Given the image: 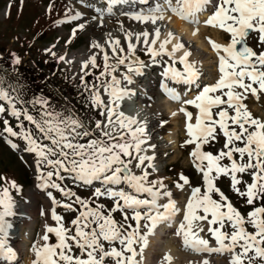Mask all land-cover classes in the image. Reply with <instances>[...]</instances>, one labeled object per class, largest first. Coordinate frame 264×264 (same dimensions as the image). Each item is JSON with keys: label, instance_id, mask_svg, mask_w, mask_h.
Segmentation results:
<instances>
[{"label": "snow or ice", "instance_id": "1", "mask_svg": "<svg viewBox=\"0 0 264 264\" xmlns=\"http://www.w3.org/2000/svg\"><path fill=\"white\" fill-rule=\"evenodd\" d=\"M124 2L105 0L104 7L96 9L100 26H103L104 16L112 15L114 6ZM208 11L211 14L203 23L229 34L230 42L222 45L209 38L208 42L218 59V78L201 89L197 84L200 76L197 62L189 59L192 52L172 30L164 32L157 25L165 20V13H171L193 25L192 35L195 36L199 31L196 26L201 23L200 15ZM131 18L150 22L155 27L152 32L136 34V43L132 42L133 34L126 33L127 56H131L137 44L142 43L153 63L158 57H167V60H161L167 65L161 73L163 77L179 84L197 85L198 94L183 101L198 110L195 122H192V113L185 108L181 107L180 112L186 117L188 139L184 143L194 145L190 156L201 173L203 193L200 187L191 189L177 223V214L181 209L177 207L173 194L162 191L165 189L162 182L149 179L150 173L146 169L153 167V158L142 154L145 151L142 146L146 143L145 127L121 110V102L130 95V90L121 87V80L112 75L116 67L109 64L107 52L103 56V71L96 77L100 81L98 85L89 87L84 76L80 77L90 93L91 107L98 109L104 117L103 121L96 120L94 125L85 124L70 110H56L43 97L30 102L36 108V115H33L26 108H17L14 98L0 88V102H7V107L0 104V113L7 111L15 117L20 129L14 131L4 120L3 131L25 141L24 150L35 155L36 187L45 190L52 200L51 219L57 225L46 226L41 237L42 244H32L34 259L31 264H105L106 258H111L113 264H142L148 238L161 225L173 229V235L179 238L183 250L220 255L227 253L228 264H245V260L252 264L257 258L264 261V204L255 206L257 200L264 201V121L254 118L244 103L249 94L257 98L264 94V51L257 52L247 45V38L256 33L260 45L264 46V0H163L147 12L134 14ZM70 19L79 20L80 13ZM83 29L85 23L81 22L73 29L72 35ZM107 43L117 65H125L127 57L119 55L124 52L120 40L110 38ZM92 47L103 51L99 43L93 42ZM181 50L182 55L177 57ZM59 59L64 60V57ZM177 62L182 65V71L175 67ZM14 63H21L19 57L14 58ZM89 65L93 68L98 66L95 56L82 63V71ZM126 66L127 73L139 74L141 68L147 65L137 59L128 61ZM89 74L84 72V75ZM129 74L123 75V80L131 84ZM106 76H111V79L101 81V77ZM101 88L108 97L107 101L101 98ZM161 88L170 99L180 100L175 89L165 83H161ZM24 121L33 128H26ZM221 136L224 139L223 149L217 154L202 150L204 144ZM6 142L13 149L17 148L11 140ZM237 155L239 161L235 158ZM225 158L229 165L220 163ZM134 169H140L139 174ZM245 172L251 177L250 183L238 178L237 174ZM221 176L230 177L232 190L246 197V203L253 206L247 213V220L215 186V180ZM66 177L84 186L99 182L102 187H97L92 196H103L113 201L107 214L103 205L91 207L88 200L57 182H63ZM179 179L183 183H177V188L182 189L189 184L187 177L181 175ZM242 183L244 190L238 187ZM10 187L17 188V185L12 182ZM48 189H55L68 198L75 197V200L60 205ZM213 193L219 196V200L213 199ZM162 198H167V202L161 203ZM14 203L9 188L0 189V233L4 235H7L5 227H10L5 218L14 215ZM73 204L79 205V209L73 208ZM58 205L69 211H78V215L70 221L74 234H69L71 229L64 226L63 218L56 213L55 206ZM117 211L123 214L121 222L112 216ZM199 222H206L207 228L200 227ZM226 222L232 229L230 233L223 230ZM245 223L250 224L254 231L248 232ZM205 230L214 241V246L200 234ZM49 233L55 235V244L48 243ZM102 241L110 245L118 242L119 248L112 246L106 250ZM73 246L80 255L74 254ZM14 255L4 239L0 238V256L12 258ZM172 260L173 257L165 253L159 264H172ZM200 264H210V261L203 259Z\"/></svg>", "mask_w": 264, "mask_h": 264}, {"label": "rangeland", "instance_id": "2", "mask_svg": "<svg viewBox=\"0 0 264 264\" xmlns=\"http://www.w3.org/2000/svg\"><path fill=\"white\" fill-rule=\"evenodd\" d=\"M87 2L90 3L79 4L82 5L85 9L88 8V13H90L91 11H94L93 9L95 5L92 0H88ZM72 4H74V1L72 0H70V2L69 0H0V60L3 61L0 64L5 65L4 67H0V86L3 88L6 87L5 89L8 90V92H11L19 100V102L21 103V106L19 108H26V104L29 103V99H27L29 95L36 94L35 98L43 97L48 99L50 104L56 110H70L76 116L81 118L85 124L94 125V122L96 120L103 121L104 117L99 114L98 109L91 107V102L89 99L90 93H88L89 91L85 89L80 77L84 76V81L89 85V87L94 84L98 85L100 81H97L96 77L100 75L101 71H103L104 53L102 51H98L99 55L96 56V64L98 65L97 67L93 68L91 67V65H89V67L87 69H84L81 73H79V75L72 72L70 67L66 64L65 59L72 53H76L78 51L96 53L98 49L92 47L93 42L96 43L97 41H100L107 33V31L109 30L108 28L110 26L109 24L111 23V19H117L121 16H105L103 18V26H100L99 16L97 15L98 13H95L96 15L93 13H87L84 16H80L79 20H72L70 19V17L77 13L74 10ZM88 4H90L91 6L89 5L87 7ZM97 8L98 7H96V9ZM137 13L141 12L139 11ZM129 16V14L127 16L125 15V19H123L125 23L124 28L127 27L129 30H139L141 27L138 26V22L129 18ZM93 17H97V19L94 20ZM81 22L85 23V29L77 30L76 35L73 36V29H76L77 25ZM158 23L162 26L164 25L163 27L167 26L165 21H160ZM168 30H172L173 32L175 31L171 26H168ZM174 33L176 34V31ZM217 33L219 39H221V41L225 45L230 42L229 34H224V32L220 29H218ZM204 35L206 36V44H208L209 49L212 50L211 45L208 42L209 38H211L212 40L213 37L211 26H206ZM179 37L188 43L190 49H192L193 46L197 45L193 40H185V38H183L181 34L179 35ZM247 44L257 52L264 51V46L260 45L258 41V34L256 33H252V35L247 38ZM144 47L145 46L140 43L137 47V54L139 56V61H142L145 65L149 66L150 64H152V59L150 55L146 53ZM108 55L109 64L116 67V71L113 72L112 75L116 76L117 79H120L121 82H123L124 80L122 70L126 65H117L116 57L112 54V49L108 51ZM119 55L127 56V52L124 50V52L119 53ZM61 56L64 57V60L59 59V57ZM15 57H19L21 61L20 64L17 65L14 63ZM157 60L159 61L160 59L158 58ZM194 61L197 62L198 67L201 64L202 68L198 84L200 88L202 89L204 85L214 83L216 80V76H218L217 56L214 59L208 58L207 60H201L202 62L197 61V59H194ZM179 66L183 68L182 65ZM152 68L153 66H151L150 69ZM85 71L90 74L84 75ZM155 71L156 73H153V71L152 74L157 75L158 71L160 72V68ZM110 79L111 76L101 77V81ZM146 80L148 82L152 81L151 78H146V76H143L140 81L141 85L144 84ZM142 87L143 90L144 88H147L143 85ZM187 89L177 88L176 90L178 92L181 91L180 94L182 95L183 92L188 91ZM31 90L32 92L30 93L29 91ZM151 90H153L152 87ZM193 91H195V93L192 91H190L192 93L185 92V95L181 98L182 100H179L178 102L175 100L174 103H176L177 106H180L181 104H183V99L188 95H197V86L193 89ZM87 93L88 96H86ZM101 98L105 101H107L108 99L107 95L103 93L102 88ZM244 103L247 105L248 110L251 112L254 118L264 121V94H260L258 98L249 94ZM0 104L6 106L4 102H0ZM127 105L133 106V104H131V102H129L128 100L125 103L121 102V109ZM32 108V105L29 103V108L26 109L30 112ZM197 113V110L195 112V115L194 112L192 113V116H194L192 122L195 121V116L197 115ZM180 116L181 117L179 118V121L186 120L184 114H181ZM165 117L166 119L163 120L164 117H162L160 121H158L159 118L157 120H152V124L155 125L156 128L159 127L161 129L160 133L162 131L165 132V128L167 126H170L172 123L169 114ZM4 120H7L9 122V125L12 126L16 118L11 115L9 116V113L7 111L4 113H0V189L8 187L9 194L12 196L15 202L13 208L14 215L11 217V221L15 220L14 217L17 214L24 212L22 210V207L20 208V206H23V204H25V206L33 204L35 206L34 212H37V214L33 216L35 220L30 221H35L34 224L31 225V227L24 226L18 231L20 234L22 233L20 237H24L23 241H25V244H20L19 252L16 254V256L19 255V257H17L15 263L22 264L27 255H30L31 259H34V255L33 253H31V246L33 243L38 244V238H40L41 240L42 235L45 233L46 227L43 226V222L47 217V210H51L52 207L47 206L48 204H46L45 202L44 194H42L41 196V194L39 193L41 189L37 187L34 189L32 188L33 183H38V181L36 180L37 173L35 170V155L23 150V147H26V143L18 137H11L7 134V136L11 138V141L17 145L16 149H13L6 142L8 138L6 137V133L3 131ZM145 126V131H147L145 136L146 140H148L153 132V128H151V126L149 127L148 124H146ZM160 133L158 132L157 135V139H160V142L152 145L153 149H149L153 152L156 151L155 157L157 158L159 157V155L161 156L164 150L163 148L165 146V143V148L171 147L172 145L173 147H171L170 149L169 156L166 158L163 157L161 159L162 162L160 164V167H158V173L161 174V180L157 178L156 175L158 173L156 170H153V172L151 173L149 172V179L162 182L165 185V189H162V191L167 190L173 194V199L176 201L177 207L179 206L178 208L181 209V212L178 213V217H181L182 208L186 204V201L182 200L181 196H179L181 190H190L192 189L190 187L196 186L201 188L202 194L204 185L202 182L201 173L198 172L195 168L193 164V158L190 156V152L193 150L194 145H186L184 143L185 140L188 139V137L183 125L177 127L175 131L176 142L173 144L169 143L168 141L163 142L161 136L159 135ZM156 134L157 133L155 132L154 135ZM223 144L224 139L221 136L218 137L216 141L204 144L202 146V150L204 152H210L215 155L221 149H223ZM18 153H21L20 157ZM235 158L237 159V161H239L238 155ZM220 163L222 165H229L230 162L225 158L222 159ZM134 170L136 171L140 169ZM181 175L187 177V179L189 180V184L184 185L182 189H179L176 187V184L183 183V181L179 179ZM237 175L238 178L242 181L248 183L251 182V177L248 172ZM12 182L17 185V188L10 187V184ZM57 182L66 185V187L70 188L72 192H75L76 195H78L82 199L88 200L91 207H96V205L98 204L103 205L105 214H107L108 209L112 207V200H109L103 196L99 198L92 196V193L96 189H94V187L98 186L97 182L93 183L90 186H84L82 184H79V182L73 181L70 177H66L63 182ZM215 186L224 193V195L228 198V201H230L232 205L242 214V216L245 217V220H247V213L252 210L253 206H250L246 203V197H241L232 190L230 177L221 176L219 179L215 180ZM121 187H125L126 190H129L125 185H121ZM238 187H240L241 190H244L243 183L241 185H238ZM37 191L38 195L32 194L33 192ZM51 192L52 194L56 193L58 200H64L65 204L72 203L75 200V197H65L55 189H51ZM33 196H37L38 198L40 197V200L30 202V198H32ZM212 197L213 199L219 200V196L215 193L212 194ZM164 199L166 203L167 198ZM262 204H264V201L257 200L255 202V206L257 207L261 206ZM60 205L57 206V214L63 218L62 223L64 224V226L71 229L69 233L71 235L74 232L72 229L73 226L70 224V221L75 217L77 211H69ZM79 207V205L73 204V208L78 209ZM42 212L44 213L43 215L41 214ZM129 215H131L130 212ZM112 216L117 222H121L123 220V214L119 211L112 213ZM5 220L6 222H8L9 217H6ZM51 221L53 223L51 227H56V221ZM129 222L134 223L132 221ZM199 226L205 229L207 228L206 222H199ZM8 227L9 226H6V228ZM244 227L248 232L254 231L252 226L248 223H245ZM223 230L229 233L232 231L230 225H228L227 222ZM172 234L173 232L168 231L161 238L162 242L160 243V245L162 247L170 242L172 244L173 242H175V237ZM201 234L207 239L212 240L210 234L207 233L206 230ZM2 235L0 234V238L2 237ZM48 235V243L55 244L57 242L55 235L52 233H49ZM41 242L43 243L42 240ZM102 243L104 244L106 250L112 246L119 248L118 242H115L114 245H110L107 241H102ZM148 247L149 246L144 249L143 255H145V251L146 249H148ZM237 251H239V249H237ZM73 252L76 255H80V252L74 246ZM154 253L155 254L153 255L156 256V259L162 258L160 257V255L163 256L162 251L158 249ZM184 253H191V251H186ZM204 254L208 253H203L202 255ZM223 255L220 256H222V258L224 259H227V257ZM250 255L252 254L250 253ZM0 257H3L5 259L8 258L6 256ZM11 261H13V259H11ZM105 264H113V261L111 260V258H106ZM142 264L145 263H143L142 261ZM146 264L155 263L151 262ZM245 264H248L247 260H245ZM252 264H264V261L257 258L253 260Z\"/></svg>", "mask_w": 264, "mask_h": 264}, {"label": "bare ground", "instance_id": "3", "mask_svg": "<svg viewBox=\"0 0 264 264\" xmlns=\"http://www.w3.org/2000/svg\"><path fill=\"white\" fill-rule=\"evenodd\" d=\"M74 1V4H72L74 10L77 13H80V16H84L85 14H87L89 11L85 8H83L82 5H80L79 3H90L87 2L88 0H72ZM93 1V0H92ZM101 1L102 4H105L104 0H98L97 2ZM159 3H162L163 0H159ZM70 2V0H69ZM90 4L87 5V7ZM94 11H91L90 13H97L96 7L101 8L104 7L98 3H94ZM91 6V5H90ZM92 10V9H91ZM118 10L117 12L122 14V13H127L129 14V18L132 17V15L134 14H138L135 13V9L133 8H128V7H121V10L119 11V9L114 6L113 11ZM139 12V11H137ZM141 12V11H140ZM142 12H145L144 9L142 10ZM88 13V14H90ZM107 16V15H105ZM111 16V15H110ZM120 18H113L111 19V23L109 24V30L107 31V33L103 36V38L100 41H97L96 43H99L102 46L103 51L100 48H97L98 50L96 51V53L94 52H83V51H78L76 53H72L71 55H69L66 59L65 62L66 64L70 67V69L72 70V72L74 74H78L82 72V63L87 61L90 57L92 56H97L99 55L98 51H102L103 53L110 51V47L108 46V41L109 39H119L120 40V47L123 48L126 52H127V45H128V40L125 39L126 33L131 32L133 34L132 36V42L136 43L135 41V35L142 32V31H149L152 32L154 27L150 22H140L137 21L135 19L136 22H138V26H140L141 28L139 30H129L127 27L124 28V21L123 19H125V15H120ZM127 16V15H126ZM207 17V12L203 13L200 15L199 19L201 21V24L196 26L198 27L199 31L197 32V34L194 36L192 35L194 26L190 25L184 21H181L179 18L172 16L171 13H165V23L167 24V26L163 27L161 24L158 23L157 26L162 27L164 32L168 31V26H171L175 31H176V36L179 37V35L181 34L183 36V38H185V40H193L194 42H196L195 44H197L196 46H193L192 49L189 48L188 43L184 40H182L181 38V42H183L186 46V48H188L191 52L192 55L189 58L190 60H194L197 59V61H203V60H207L208 58L214 59L216 57V54L214 51L209 49V45L206 44V39H205V35H204V30L206 29V26L203 24V20H205ZM109 18V17H108ZM132 19V18H131ZM210 27V26H209ZM211 30L213 31V37H212V41L225 45L221 39H219L218 37V28H214L211 27ZM174 31V32H175ZM211 39V38H210ZM176 41L174 40L173 43H175ZM140 44V43H139ZM137 44V47L138 45ZM137 47L136 50L134 51V53L131 56H126L127 57V61H132V60H139V56L137 54ZM170 47V46H169ZM182 51L178 52L176 55L177 57L179 55H182ZM205 56V57H204ZM166 59V58H165ZM164 59V60H165ZM167 60V59H166ZM201 61V62H202ZM207 62V61H206ZM125 64V65H126ZM203 64V63H202ZM155 63L152 62V64H150L149 66L143 67L141 68V71L139 74L141 75H137L136 73H131L129 75H131L132 78V83L129 84L127 81H123L121 82V87L126 88L128 90H130V95L127 96L122 102H127L129 100V102H131V104H133V106H130L129 108H125L122 109V111L129 116H132L134 118L137 119L138 122L142 123V125L144 127H146L145 125L148 124V126L151 128H153V132L150 135V137L148 138V140H146V143L142 146L145 151L142 154L145 155H149L151 156L153 159L151 161L153 167L152 168H147L146 170L148 172H153V170L157 171V173L159 172L158 167H160V164L162 162V158L163 157H168L169 153H170V149L171 147H173V145L171 147H166V143L164 146V150L161 154V156L159 155V157H155V152L149 150V149H153L152 145H155L157 142H160V139H157V135L158 132L160 133V128H156L155 125L152 124V120H157L160 121V119L163 118L166 119V115L169 114L170 118H171V125L167 126L165 128V132L162 131L159 135L161 136L163 142H169V143H175L176 142V138H175V131L177 129L178 126H184L186 124V120L184 121H179V118L181 117L180 115L183 114L182 112H180V108L182 107L181 104L180 106H177L176 103H174L175 100L170 99L167 95L163 96L161 95L160 91L155 88H152L153 90H151V87L149 86L153 81H158L159 84L161 83H165L167 85H172L170 86V88L175 89V91L177 93H179V95H181V91L178 92L176 89L177 88H183V89H191L192 85H184V84H179V83H175L174 81H171L169 79H166L165 77H163L161 75V77H156V74L153 75L152 72L150 73L149 70H151V66H154ZM156 67V66H155ZM164 64L163 66H158L156 69L160 68V72L158 73H162L164 70ZM198 67V66H197ZM199 70L201 73V64L199 65ZM122 74L125 75L127 74V66H125V68L122 70ZM143 76H146V78H151L152 81L148 82L147 80L145 81L144 84H142L143 86L148 85L147 88H144L141 85V79ZM159 78V79H158ZM140 82V83H139ZM195 96L193 95H188L186 97V99H193ZM182 98V97H181ZM127 100V101H126ZM160 101V102H159ZM198 111V110H197ZM161 120V121H163ZM195 121H193L194 123ZM163 123V122H162ZM185 123V124H184ZM168 130V131H167ZM167 131V133H166ZM157 133L156 135H154V133ZM147 133V131H145V134ZM162 145V144H161ZM158 152V151H157ZM176 155V153H175ZM173 157V156H172ZM164 158V159H165ZM147 164V162H146ZM136 172L139 174L140 170H136ZM157 178L159 180H161V174L158 173ZM191 193V189L190 190H185L182 191L179 196H181L182 200L187 201L188 196ZM33 195H38V191L37 192H33ZM40 198V197H39ZM37 196H33L32 198H30V202L35 201V200H40ZM23 204V203H22ZM45 205V204H44ZM46 206V205H45ZM22 207V210L24 211L23 213L17 214L14 218L15 220L11 221V217L13 216H9V221L7 222V224L10 225V227L6 228V233L7 235H4L3 233H1L2 237L6 243V245L8 247H10L13 252L15 253L14 257H16V254L19 252V248H20V244L24 243L25 241H23L24 237H20V234L18 231L19 229L23 228L24 226L27 227H31V225L34 224V222H30L31 220H35V218L33 216H35V214H37V212L35 213V206L32 205H27L25 206V204H23V206L21 205L20 208ZM179 207V206H178ZM45 208V207H44ZM183 209V208H182ZM38 211V208H37ZM51 210H47V217L43 222V226H50L52 223V219H51ZM179 218V219H178ZM181 219V217L176 218L177 223L179 222V220ZM13 224V225H12ZM175 227V225L173 226V228ZM170 228H167L163 225L158 226L157 230L155 231V233L151 236H149L148 238V249H146V253L145 255H143V263H151L154 262L155 264H159V262L161 261L162 258L160 259H156V256L153 255L155 254L154 252L158 250L162 251V254L164 255L165 253H169L172 257V264H200V262L203 259H208L210 261V264H226L228 262V259H224L222 258V256L218 255V254H204L203 253H184L186 252L185 250L182 249V244L179 240V238L175 237V242H173V244L170 242L167 245H164L163 247L160 245V243L162 241H160L161 236H163L164 232L169 230ZM171 232H173V229L171 230ZM173 235V234H172ZM20 237V238H19ZM165 239V238H164ZM167 242V241H166ZM42 243L40 238H38V244ZM166 244V243H164ZM147 248V247H146ZM150 249V250H149ZM188 252V251H187ZM32 253V252H31ZM12 258H3L0 257V264H12L11 259ZM160 257H163L160 255ZM155 258V260H154ZM158 258V257H157ZM31 256L27 255L26 258L24 259L22 264H31Z\"/></svg>", "mask_w": 264, "mask_h": 264}, {"label": "trees", "instance_id": "4", "mask_svg": "<svg viewBox=\"0 0 264 264\" xmlns=\"http://www.w3.org/2000/svg\"><path fill=\"white\" fill-rule=\"evenodd\" d=\"M1 62H3V61L0 60V63H1ZM4 66H5V65L0 64V67H4ZM4 87H5V86H4ZM5 88H6V87H5ZM5 88H4V90L8 92V90H6ZM29 92L31 93L32 90L29 91ZM8 93H9V95H10V94L12 95V96H11L12 98H14V100H15V102H16V106H17V107H20V106H21V103L19 102V100H18L16 97H14V95H13L11 92H8ZM88 93H89V92H88ZM88 93H87L86 96H88ZM86 96H85V97H86ZM35 97H36V94H34V95H31V94H30L29 97L27 98V99H29L28 102L30 103ZM37 98H39V97H37ZM83 98H84V96H83ZM30 100H31V101H30ZM29 103L26 104V107H27V108H29ZM30 104H31V103H30ZM31 105H32V104H31ZM32 107H33V106H32ZM30 113L33 114V115H36V109H33V108H32L31 111H30Z\"/></svg>", "mask_w": 264, "mask_h": 264}, {"label": "water", "instance_id": "5", "mask_svg": "<svg viewBox=\"0 0 264 264\" xmlns=\"http://www.w3.org/2000/svg\"><path fill=\"white\" fill-rule=\"evenodd\" d=\"M240 45L237 46V48L239 49Z\"/></svg>", "mask_w": 264, "mask_h": 264}]
</instances>
